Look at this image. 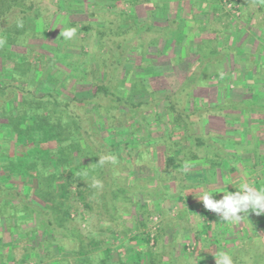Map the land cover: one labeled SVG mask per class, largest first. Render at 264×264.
<instances>
[{
	"label": "trees",
	"instance_id": "obj_1",
	"mask_svg": "<svg viewBox=\"0 0 264 264\" xmlns=\"http://www.w3.org/2000/svg\"><path fill=\"white\" fill-rule=\"evenodd\" d=\"M60 1L68 10L71 2L80 0ZM81 1L89 4L93 0ZM110 1L117 3L122 11L127 7L140 12L145 7L147 12L151 11V18H160L161 4L152 7L153 0ZM31 10V0H0V39L6 41L0 47V59L5 68L0 76V264H7L13 258L19 241L23 242L21 245L26 250V259H16L13 264L31 261L50 264L51 257L43 255L45 245L50 242L64 256L56 264H114L111 251L99 253L97 241L88 245V240H84L71 226L84 211H96L97 204L92 199L94 193L89 191L90 185L86 186L84 177L93 183L98 173L105 180L101 210L109 213L113 223L121 228V232L112 233L127 235L131 230L119 223V216L110 211L130 213L138 207L129 191L131 175L149 173L156 168L158 161L162 172L165 170L164 174L178 178L177 173L185 172L173 173L171 167L177 171L179 166L193 164L203 157L212 163V159L218 163L225 160L222 150L217 149V154L214 152V140L210 132L205 131L204 120L210 117L209 105L206 102L202 108L199 107L196 98V93L210 83L211 76L208 77L207 71L193 69L175 92L155 90L149 75L141 76L137 74V68L134 71L126 65L138 57L141 61L137 66H146L143 62L149 59L146 68L150 69L156 61L154 57L167 55L171 50L173 58H178L180 62L173 52L174 44L178 42L174 36L181 31L173 27L179 22L169 21L162 27L155 25L153 28L148 25L143 34L137 31L135 25L124 27L123 20L118 24L110 19L103 28H97L100 39L98 49L105 51L107 56L100 58L92 68H86V72L93 77V96L82 100L74 97L73 101H67L57 92H46L38 86L39 74L44 68L40 64L34 66L29 57L31 51L27 50L29 38L37 37L36 31L39 30L33 23L35 17L30 14ZM223 10V17H229ZM93 13L92 17H100L96 10ZM74 26L77 29V25ZM93 29L94 24L88 23L78 31L88 34ZM175 45L180 46L179 43ZM8 61L13 62V68L6 66ZM205 100L201 101L204 103ZM162 105H166V111L172 116L162 113ZM145 128L148 134L138 135ZM134 145L137 147L133 148ZM199 149L204 150L203 156ZM133 154L137 155V161L132 159ZM108 155L116 157L115 164H98L101 156ZM118 168H121V173L117 176ZM123 173H127L128 178L122 176ZM112 184L117 188H113ZM255 187L262 185L256 182ZM88 196H91L90 200ZM180 200L185 202L184 196H180ZM144 207L138 208L139 211ZM172 207H169V213ZM138 215L142 217V230L130 242L140 237L149 247L153 235L151 219L142 212ZM202 215L210 217L208 210ZM43 219L46 228L41 222ZM261 222L262 225L259 224ZM31 223L35 228L25 226ZM251 223L255 227L250 233L264 230L262 215L252 219ZM154 235L155 247L158 248L164 230L158 229ZM35 236L42 239L38 244L40 247L33 244ZM49 237L53 239L48 240ZM252 239V234H248L231 254L233 264H254L247 253L253 250L255 243L264 255V237L259 243ZM105 241L102 240V243ZM192 259L193 255L185 258L186 261ZM121 261L118 264L124 263ZM149 264H156L152 255ZM172 264L176 263L173 261Z\"/></svg>",
	"mask_w": 264,
	"mask_h": 264
},
{
	"label": "crops",
	"instance_id": "obj_2",
	"mask_svg": "<svg viewBox=\"0 0 264 264\" xmlns=\"http://www.w3.org/2000/svg\"><path fill=\"white\" fill-rule=\"evenodd\" d=\"M175 1L153 0L151 6L161 4L160 8L163 13L165 9L168 12L174 2L179 6L177 14L179 18L182 17L181 7L191 9L184 16L183 22L192 17H201L200 23L206 26L209 19L204 11L220 8V4L213 0ZM243 1L247 6V11L242 20H230L229 15V17H224L225 22L222 20L223 16L219 17L218 13L216 14L215 23L220 27V31L224 30V34L219 38H217L219 34L213 38L216 31L211 28L209 29L210 36L199 37V32L195 33L199 40L195 45L198 47V57L204 60V63L200 60L195 69L196 71H207L211 76L210 99L208 100L210 117L209 120L207 118L204 120V126L209 124V132L216 149L214 152L217 154V149L222 150L225 153V160L218 163L217 160L212 159L216 163L214 165L203 157L193 164L179 166L177 171L171 167L170 170L173 173L185 172V174L177 173L178 178L164 174L165 170L162 172L161 164L157 161L156 168L151 169L149 173L143 176L138 174L131 176L129 191L138 203L136 213L129 216L130 214L116 212L117 210L114 212L115 216H119V223L128 224L127 227L131 232L127 236L119 237L118 233H112V223L105 225V221L100 226V234L112 243H106L103 247L99 246L98 252L102 254L111 251L114 264H118L121 259L123 260L121 263L125 264H149L150 246H146L140 237L137 241L130 242V239L139 236L141 232L142 217L139 218L138 208L145 206L146 203L152 204L156 213H165V208L173 206L169 214L161 217L165 239L160 249L168 252V254L161 255V258L165 257L162 264H172L173 261L176 264H216L215 256L220 252H227L231 255L237 250L247 238V229L250 232L255 227L251 220L261 217L255 214L245 215L242 222L243 227L240 229L241 243L235 242L234 239L231 241L230 235L234 233L237 223L220 222L219 217L211 211H209L210 217H205L202 213L206 209L203 203L196 198L199 193L210 190L215 199L219 200L228 190L237 191L242 182L253 186L256 182L264 185V0ZM220 23L223 25L228 23L229 27L223 29ZM204 28L201 27L203 31H207ZM204 42L212 43L208 51L203 49ZM231 45H237V49L229 50L228 47ZM198 152L203 156L204 150L199 149ZM155 158L158 160L157 154ZM134 185L140 188L134 190L132 189ZM180 196H184L185 202L180 200ZM100 213L102 211L97 209V213L93 214L96 217L100 216ZM104 216L113 220L109 217L110 215L104 214ZM259 224L262 225V222ZM260 230L251 232L249 235L260 234ZM190 240L196 243L197 240L209 241L213 249L212 256H210V250L197 247L202 252L193 257L194 261H186L185 256H183L184 261L181 260L180 252L185 251ZM207 252H210V255H207Z\"/></svg>",
	"mask_w": 264,
	"mask_h": 264
},
{
	"label": "rangeland",
	"instance_id": "obj_3",
	"mask_svg": "<svg viewBox=\"0 0 264 264\" xmlns=\"http://www.w3.org/2000/svg\"><path fill=\"white\" fill-rule=\"evenodd\" d=\"M96 2V3H95ZM176 2V1H175ZM214 2V0H213ZM244 2V1H243ZM93 3V4H92ZM92 3H85L83 1L78 2H71L70 8L68 10H65L64 5L60 0H31V4L33 5V10L30 11V14L35 17V20L33 23L37 24V28L39 29L36 31L38 33L37 37H30L28 41L27 50L31 51L29 57H31V61L33 62L34 66L38 67V65H43L44 70L39 74V82L38 86L39 88H43L46 92H57L63 99H66L67 101H73L74 97L77 99H88L93 96V85H92V74L89 72H86V68H92L94 65L97 64L100 58H103L105 55V51L100 52L101 50L98 49L100 46L99 42V36H98V29L97 28H103L104 24H107V21L112 19L116 21L118 24L121 22L123 23L124 27H128L130 25H135L137 27V31H140L144 34L146 31L147 26L149 25V28H153L155 25H158L162 27L165 22L169 21H176L179 22V24L175 25L173 29H176V31H180V33L176 36H174L175 39H177L180 46L174 44V50L173 52L178 55L180 58V62L173 58L171 51H169V54L163 55V56H156L153 60H156L155 63H153L152 68L149 69L146 68L149 59L147 61H142L143 64H147L146 66L143 65V67H138L137 65L140 64L141 59H131L130 63L126 65L127 68L135 69L137 68V74L141 76H148L150 84L153 86L155 90L158 91H170L173 90L174 92L181 86L183 82L186 81V78L188 75H190V72L196 67L198 62L202 59L198 57L199 51H197L196 42H199L198 36L195 35L196 32H199V37L202 36H210V28L211 30H214L215 36L213 38L220 37V35L224 34V30L220 31V27L216 25V18L217 13L219 17L224 16V10L222 11V2L220 3L219 9H213L212 11L210 9L205 10L207 18L209 19V22L206 26V24H201L199 20H201V17L197 18H190V20H184V16H186V13H188L191 9L190 8H183L181 7L180 12H182V17H178L179 13V6L174 2L173 5L170 6L168 12L165 10L159 9L160 12V18L154 19V17L151 18V11L147 12L146 8L144 7V10L137 11L135 8L128 9L125 7L124 11L126 12V15H122L121 13L124 12L122 9H120L119 5L115 3L114 1L110 0H93ZM115 8H114V7ZM189 7V6H188ZM98 9V10H97ZM97 11L99 13L98 18L92 17L94 14V11ZM141 10V9H140ZM137 13V14H135ZM135 16V17H134ZM226 18L223 17V21L226 22ZM123 20V22L121 21ZM183 20V21H182ZM231 20V17H230ZM239 20V19H237ZM233 20V21H237ZM154 21V23H153ZM239 22V21H238ZM88 23L94 24V29L92 32L86 34L84 32H79L80 28H83L84 25ZM32 24V23H30ZM77 25V31L76 35L70 39L65 40L62 35H60L61 31L64 28H71L75 27L74 25ZM215 24V25H214ZM223 29H227L228 23L223 25L220 23ZM201 27H205L204 29H207V31H203ZM185 32V33H184ZM205 32V33H201ZM212 38V37H211ZM205 45L203 46V49L205 51H208L212 46H210L212 43L204 42ZM229 50H236V46H229ZM151 60V56L148 57ZM173 60H175V63H173ZM209 63V62H208ZM39 65V66H40ZM9 68H13V62L8 61L7 65ZM149 66V65H148ZM5 68L2 64V59H0V76L2 71H4ZM35 70V68H34ZM92 69H90L91 71ZM154 72V73H153ZM210 74H208L209 77ZM148 78L146 80H148ZM7 79V77H5ZM10 80V79H9ZM211 81V79H210ZM209 82V78H208ZM20 85H24L22 83H18ZM210 84V83H209ZM206 85L204 86L201 91L197 94L196 98H198V104L199 107H203L202 104H208V100L210 99V86ZM202 99H206L205 102L201 101ZM238 103V102H237ZM205 106V105H204ZM162 113L167 114L166 116H172L166 111V105H162ZM206 133H209V124H206L205 127ZM148 131L147 128L143 130V132L138 133V135H147ZM157 135V134H156ZM99 138V136H96ZM153 140V139H152ZM133 143V142H132ZM123 149V148H122ZM124 149L122 150V152ZM124 153V152H123ZM128 153V152H127ZM125 154V153H124ZM134 160L137 161V155L133 154ZM85 163L87 161H84ZM121 168H118L116 171V175H120ZM86 175V174H85ZM98 173L95 174L93 180L99 181L100 186L93 187V183L88 182L87 177H84L86 186L90 185L89 191H92L94 193V196L92 199L97 204L95 209V212H88L87 210L83 212V214L80 217H77V219L71 223V226H73V229H76L81 235L84 240H88L87 244L89 245L90 242L97 241L98 245L100 247H103L106 243H112L111 241H108L106 238L100 234V226H102L103 222H105V225H110L113 231L121 232V228H118L116 223L114 224L113 221L109 220L107 217L104 216L106 214L105 212L100 213V216H96L93 213H97V209L101 210V197L103 190L106 187V182L102 177H98ZM122 176L127 177V173H123ZM133 176V175H131ZM130 176V177H131ZM98 177V178H97ZM124 177V179H125ZM129 177V179H130ZM128 178V177H127ZM121 180V179H120ZM93 181V182H94ZM124 181V180H123ZM130 181V180H129ZM125 182V181H124ZM113 188H117L116 185L112 184ZM128 188V187H127ZM132 189L136 190L134 187ZM130 194V193H129ZM133 197V196H132ZM91 196H88V200H90ZM145 198V196H144ZM133 202L137 203V201ZM166 212H155L153 209L152 204L145 205L144 208L141 209V211L145 216H149L151 219V231L156 232V230L162 228V216L165 214L167 215L169 213V208H165ZM102 211V210H101ZM168 211V213H167ZM110 212H115V210H112ZM118 212V211H116ZM134 213H136L135 210H132L129 216H132ZM73 216H75V212L73 211ZM109 215V213H107ZM157 219V221H156ZM40 220V219H39ZM131 222L133 220L129 219ZM43 226L46 228L47 224L45 223L44 219L41 221ZM243 220L237 222V227L234 228V233L230 235V240L232 241L234 239L235 242H240V236L242 235L241 227ZM124 226L127 227L126 223H123ZM26 227L35 228V226L31 223L28 225H25ZM130 226V225H129ZM25 227V228H26ZM48 228V227H47ZM247 229V228H246ZM142 230V228H140ZM260 234L253 235V241L260 242L261 237H264V230H260ZM248 229L246 231V237H248ZM119 237L125 235L122 233H118ZM129 235V234H127ZM125 235V236H127ZM152 238V237H151ZM155 238V237H154ZM226 238V236L224 237ZM48 240H52V237L47 238ZM165 237L163 236V239L160 241V245L158 248L155 247V240L152 239L150 243V253L151 255H154V258L156 259L157 264H162L163 258H161L162 254H168L167 251L161 250V245L163 244ZM191 239H193L191 237ZM223 240V237L221 238ZM102 240H107L102 243ZM201 241V240H200ZM224 241V240H223ZM245 241V240H244ZM42 242L41 237L35 236L33 239V244L40 247L38 244ZM189 245H187L185 251L180 252L181 260H184L185 257L188 255H200V252L202 250H198L199 247L206 248V250H210V252H207V255L212 256L213 249L212 245L209 241L205 242H195L194 240L189 241ZM264 243V240L262 241ZM21 241H19L17 245V252H14L13 258L9 260L7 264H13L16 260H22L26 259L25 256V249L23 248L24 245H21ZM241 243V242H240ZM201 245V246H200ZM98 246V247H99ZM152 247H155L153 249ZM198 247V248H197ZM190 248V249H189ZM258 246L257 243L252 245V251H249L247 253V256H250L254 260V264H264V255L261 253V249ZM2 252V251H0ZM46 254L49 257H51L50 264L58 262V260L63 256V253H60L58 250H56V246L53 243H49L48 245H45V249L43 251V255ZM205 254V253H203ZM165 256V255H163ZM185 256V257H183ZM66 257H70V255H66ZM241 256H238L240 258ZM194 261V260H192ZM36 261H31L27 264H36ZM191 262V261H188ZM169 264V263H168Z\"/></svg>",
	"mask_w": 264,
	"mask_h": 264
},
{
	"label": "clouds",
	"instance_id": "obj_4",
	"mask_svg": "<svg viewBox=\"0 0 264 264\" xmlns=\"http://www.w3.org/2000/svg\"><path fill=\"white\" fill-rule=\"evenodd\" d=\"M76 28H64L60 35L65 40H70L76 35ZM6 43L0 39V47ZM106 162L116 163V157L112 155L101 156L98 164ZM100 186L99 181L93 182V187ZM198 201L202 202L205 209L214 212L220 222L227 224L237 223L245 218V215L255 214L264 215V186L255 187L250 183L242 182L237 191H227L223 193L221 199H215L212 191L206 190L196 195ZM243 214V215H241ZM216 264H233V258L227 252H220L215 256Z\"/></svg>",
	"mask_w": 264,
	"mask_h": 264
},
{
	"label": "built area",
	"instance_id": "obj_5",
	"mask_svg": "<svg viewBox=\"0 0 264 264\" xmlns=\"http://www.w3.org/2000/svg\"><path fill=\"white\" fill-rule=\"evenodd\" d=\"M222 7L228 12L231 20L240 19L243 13L247 11V6L243 0H222ZM152 239H154L153 235Z\"/></svg>",
	"mask_w": 264,
	"mask_h": 264
}]
</instances>
